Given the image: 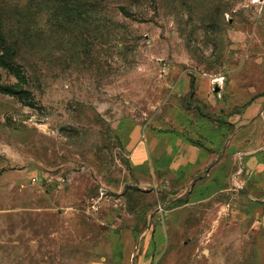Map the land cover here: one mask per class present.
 Masks as SVG:
<instances>
[{
  "label": "rangeland",
  "instance_id": "374dc122",
  "mask_svg": "<svg viewBox=\"0 0 264 264\" xmlns=\"http://www.w3.org/2000/svg\"><path fill=\"white\" fill-rule=\"evenodd\" d=\"M0 34V264H264V0H0Z\"/></svg>",
  "mask_w": 264,
  "mask_h": 264
},
{
  "label": "crops",
  "instance_id": "0c3cea01",
  "mask_svg": "<svg viewBox=\"0 0 264 264\" xmlns=\"http://www.w3.org/2000/svg\"><path fill=\"white\" fill-rule=\"evenodd\" d=\"M131 151L133 152V158L135 160V152L134 148L129 146ZM153 154L154 163L157 165L166 164L169 168V171L176 173V170L182 166L187 164H191L192 166L197 165L198 163L203 162V159L206 157L202 155L201 149L198 146H153L151 149ZM151 156V154H150ZM205 157V158H203ZM147 160H136L137 165H141L143 162ZM153 163V164H154Z\"/></svg>",
  "mask_w": 264,
  "mask_h": 264
},
{
  "label": "trees",
  "instance_id": "16d2710c",
  "mask_svg": "<svg viewBox=\"0 0 264 264\" xmlns=\"http://www.w3.org/2000/svg\"><path fill=\"white\" fill-rule=\"evenodd\" d=\"M0 64L8 68L15 69V71L18 72L17 75L19 76V78H23V72H21L20 68H18L16 63V55L12 54L8 39L4 34H0ZM193 85L194 82L191 81V86ZM4 91H7V93L14 94L13 90L6 89Z\"/></svg>",
  "mask_w": 264,
  "mask_h": 264
},
{
  "label": "built area",
  "instance_id": "2783aa9c",
  "mask_svg": "<svg viewBox=\"0 0 264 264\" xmlns=\"http://www.w3.org/2000/svg\"><path fill=\"white\" fill-rule=\"evenodd\" d=\"M35 180V179H34Z\"/></svg>",
  "mask_w": 264,
  "mask_h": 264
}]
</instances>
